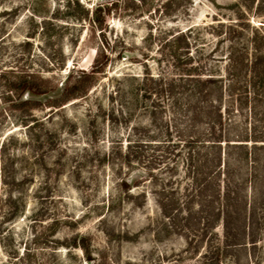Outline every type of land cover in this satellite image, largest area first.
<instances>
[{"label": "rangeland", "instance_id": "rangeland-1", "mask_svg": "<svg viewBox=\"0 0 264 264\" xmlns=\"http://www.w3.org/2000/svg\"><path fill=\"white\" fill-rule=\"evenodd\" d=\"M0 264H264V0H0Z\"/></svg>", "mask_w": 264, "mask_h": 264}, {"label": "trees", "instance_id": "trees-1", "mask_svg": "<svg viewBox=\"0 0 264 264\" xmlns=\"http://www.w3.org/2000/svg\"><path fill=\"white\" fill-rule=\"evenodd\" d=\"M97 13H106V14H110L111 13V7H109V5H101L97 8ZM94 23L99 26V27H102L103 25V17L102 15L98 14L95 19H94ZM101 54H103V61H99L100 57H101ZM109 61V56L108 54H104V50H101V51H98V54L96 56V59H95V62H94V67L93 69L91 70V72H87L85 70H82L81 71V76H80V79H79V83H81V81H84L86 78L90 77L91 75H93L94 73H99V72H103L104 71V66H106V64L108 63ZM83 77V78H81ZM24 90L25 92H27L28 90H31V87L29 85H24ZM85 85H81V84H77V85H73L72 88H69L68 90H66L64 92V94H62L63 96V101H61L62 104H64L66 101L72 99V98H75L77 97L80 93V91H82V88L84 87ZM58 102V101H57ZM54 103L55 105L58 104V103ZM218 141H221V140H218Z\"/></svg>", "mask_w": 264, "mask_h": 264}, {"label": "water", "instance_id": "water-1", "mask_svg": "<svg viewBox=\"0 0 264 264\" xmlns=\"http://www.w3.org/2000/svg\"><path fill=\"white\" fill-rule=\"evenodd\" d=\"M102 1H108V0H102ZM124 55H125V57L129 56L128 53H125Z\"/></svg>", "mask_w": 264, "mask_h": 264}]
</instances>
